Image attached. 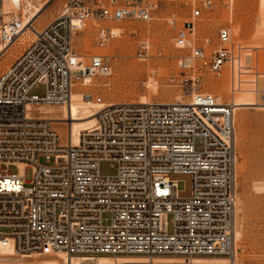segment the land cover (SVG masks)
I'll use <instances>...</instances> for the list:
<instances>
[{"label":"built area","instance_id":"built-area-1","mask_svg":"<svg viewBox=\"0 0 264 264\" xmlns=\"http://www.w3.org/2000/svg\"><path fill=\"white\" fill-rule=\"evenodd\" d=\"M158 2L64 0L45 26L30 22L32 38L0 74V246L13 255L237 264L236 105L202 91L201 78L231 67L237 85L248 82L244 74L256 85L260 72L243 67L250 56L231 41L228 26L218 28L212 50L209 37L195 40L204 14L219 5L230 12L234 0H187L190 17L170 18L174 45L190 49L196 62L189 67L179 58L178 75L169 77L181 100L105 102L84 88L111 72L104 49L124 33L122 24L150 21ZM6 14L0 0L7 50L28 18ZM91 24L100 51L82 54L74 39ZM138 56H150L147 43ZM75 91L97 105L94 124L77 142L63 138L40 109L60 107L67 118ZM258 92L264 108V89ZM104 160L116 162L115 173L101 172Z\"/></svg>","mask_w":264,"mask_h":264},{"label":"rangeland","instance_id":"rangeland-1","mask_svg":"<svg viewBox=\"0 0 264 264\" xmlns=\"http://www.w3.org/2000/svg\"><path fill=\"white\" fill-rule=\"evenodd\" d=\"M30 1H33V5L40 2L44 6L38 17L34 19V25L38 28L55 18L64 2V0ZM186 3L187 0H159L150 21L123 23L124 33L104 49L112 57L111 72L96 77L90 83L91 86H84V88L93 92L94 95L102 96L105 102L138 101L141 96L148 101L180 99L183 94L178 87L169 83V77L171 74L178 75L179 58H182L187 66L190 65L189 67L196 62L189 58L190 49H180L174 45L175 32L168 23L170 18L182 23L190 17L191 8ZM28 8L27 0L4 2V9L8 10L6 19L12 15L28 16L26 12ZM203 17V22L196 32V42L209 37L211 44L208 45V49L212 50L218 45L216 38L218 28L228 26L231 31V41L235 46H242L244 47L242 50H246L244 58L247 59L249 57L247 54H251L246 61L243 60V67L247 70L250 68L254 70L257 67L260 72L257 84L254 85L256 88L241 93L240 88L253 87L250 81H255L254 75H242L241 78L248 82L237 85L233 82L231 67L220 77L205 71L201 78V90L211 91L222 101L234 102L236 105L234 115L237 158L236 204L239 205V212L236 215L237 232L235 231L238 248L236 263L264 264V108L257 105L260 101L258 91L264 89V0H234L230 12H226L219 5L205 13ZM92 26V24L89 25L88 30L78 33L74 39L75 48L82 54L100 51L91 34ZM30 34V37L20 36L0 54V74L22 53L32 38V33ZM142 43H147L150 49V56L146 59L138 56V48ZM238 98H242V102H238ZM244 98L246 100L243 101ZM56 110L59 116L65 118V111ZM68 122L69 120L65 119L53 123L63 138L67 136L65 131L68 128ZM40 162L43 163L45 160L41 158ZM116 169L117 164L114 161L104 160L100 163V170L104 174H113ZM10 170L15 168L10 167ZM30 171L26 169L27 179L30 177ZM21 256L14 254L12 260L4 259L2 264L36 263L45 258H55L40 255L31 258ZM113 259L129 260L115 257Z\"/></svg>","mask_w":264,"mask_h":264},{"label":"bare ground","instance_id":"bare-ground-1","mask_svg":"<svg viewBox=\"0 0 264 264\" xmlns=\"http://www.w3.org/2000/svg\"><path fill=\"white\" fill-rule=\"evenodd\" d=\"M6 0H4L5 2ZM49 0H46V2H48ZM28 3V11H26L28 13V16H25V20L28 18L27 21V28H25L22 32V35H24L25 37H30L31 36V31L29 30L30 28V22L33 21L36 17H38V15L41 13L42 9L44 8L43 4L39 2V4L37 5H33V1L31 2L30 0H27ZM7 4H6V9H7ZM26 9L24 8V11ZM6 13H8V10H6ZM4 51H6V48L0 44V54H2ZM246 55V54H245ZM247 55H251L250 53H248ZM248 57V56H247ZM250 61V60H249ZM246 80V79H243ZM251 82V81H250ZM92 83V82H91ZM242 85V84H241ZM253 87H249V88H240L239 91L241 93L248 91L249 90H253L254 84L252 85ZM140 100H138V102L140 103H145L148 100L144 97L141 96V98H139ZM177 100H181V99H177ZM246 100V98L243 99V101ZM161 102H170L168 100H162ZM238 102H242V98H238ZM61 109L60 107H42L40 108L43 112L46 113L47 117L50 118L51 120L54 121H58V120H65L68 119V128L65 131V134L67 135V137L72 138V140L74 142H77L79 135L82 133V131L87 130L88 128H90L94 122H95V118H94V113L95 110L97 109V105H95L92 101H90L89 99L85 98L82 96V93L80 91H75L72 94V104H71V108L69 109V114L67 118H64L63 116H59L56 113V109ZM62 110V109H61ZM235 123V121H234ZM237 164V163H236ZM236 215L239 212V205L236 204ZM237 218V217H236ZM237 223V222H236ZM237 232V229H236ZM235 232V236H237ZM5 256V257H4ZM12 256L13 252L12 249L10 247H3L0 246V264H2L4 259H11L12 260ZM62 257L64 255H61ZM21 257H28L26 255H22ZM119 260V259H118ZM113 259V257L111 256H98L92 260H88V259H81V258H76L73 257L72 259L68 258L66 259V257H64V260L58 259V258H45L42 259L38 262H22L19 264H62L67 262V264H124V263H129L131 261H134L132 259L129 260H121L118 261ZM21 261V260H20ZM171 261L174 260H165V263H170ZM17 264V262H15ZM14 262L12 264H15Z\"/></svg>","mask_w":264,"mask_h":264}]
</instances>
